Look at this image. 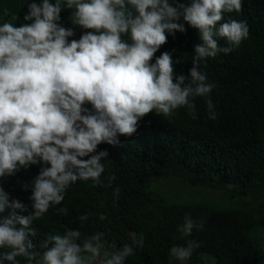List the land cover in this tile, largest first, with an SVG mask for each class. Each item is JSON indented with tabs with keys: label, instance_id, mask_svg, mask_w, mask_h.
<instances>
[{
	"label": "clouds",
	"instance_id": "1",
	"mask_svg": "<svg viewBox=\"0 0 264 264\" xmlns=\"http://www.w3.org/2000/svg\"><path fill=\"white\" fill-rule=\"evenodd\" d=\"M63 8L72 10V25L90 31L69 40L73 29L58 23ZM27 9L23 19L31 23L0 24V177L37 163L48 166L21 185L31 190V211L0 188V249H7L0 252V264H20L18 257L27 264H125L133 246L103 251L104 234L98 231L83 238L79 229L49 233L43 250H34L33 223L51 208L67 215V208L55 206L77 181L101 183L109 153L97 152L99 144L116 145L119 136L134 135L151 112L170 119L185 108L197 118L193 98L208 97L216 87L201 62L229 54L249 36L246 21L221 23L226 13L242 11V0H33ZM181 17L198 30L200 41L187 76L175 73L167 51L152 62L166 33L185 31L176 22ZM220 38L229 46L221 47ZM205 103L208 118L215 120L212 100ZM113 180L108 177L109 185ZM113 195L118 199L120 189ZM202 229L186 214L177 232L187 238ZM134 243L143 247V233ZM197 247L194 239L174 245L169 260L186 264Z\"/></svg>",
	"mask_w": 264,
	"mask_h": 264
},
{
	"label": "trees",
	"instance_id": "2",
	"mask_svg": "<svg viewBox=\"0 0 264 264\" xmlns=\"http://www.w3.org/2000/svg\"><path fill=\"white\" fill-rule=\"evenodd\" d=\"M30 2L33 0H0V24L10 22L19 27L31 23L23 19ZM71 12L63 8L58 23L73 29L69 40H78L90 30L72 25ZM230 18L246 21L249 36L229 54L218 53L201 62V70L216 87L208 97L193 98L197 118L192 119L185 108L170 119L151 112L139 121L134 135L119 136L116 145L99 144L97 152L109 153L102 160L101 183L77 181L68 188L62 204L55 206L67 208V215L51 208L34 221V250H43L40 244L49 233L79 229L82 238L103 233L107 250L133 246L134 255L126 258L125 264H180L169 260V249L184 245L187 239L198 241L199 247L186 264L204 262L203 255L213 258L210 264H264V0H242V11L226 13L221 23ZM176 22L184 24L185 31L166 33L167 42L152 62L167 51L175 73L187 76L193 47L200 42L198 30L182 17ZM218 43L229 46L223 38ZM206 99L213 102L215 120L208 118ZM47 166L37 163L0 177V188L31 211V190L21 185ZM113 175L115 180L109 185L108 177ZM166 178L176 179L183 189L221 191L237 204L169 203L157 192ZM116 188L120 189L118 199L113 195ZM84 214L88 219L82 222L78 217ZM186 214L202 223L203 229L179 238L177 228ZM141 233L143 247H137L134 237ZM3 251L7 249H0ZM17 259L27 264L24 258Z\"/></svg>",
	"mask_w": 264,
	"mask_h": 264
},
{
	"label": "rangeland",
	"instance_id": "3",
	"mask_svg": "<svg viewBox=\"0 0 264 264\" xmlns=\"http://www.w3.org/2000/svg\"><path fill=\"white\" fill-rule=\"evenodd\" d=\"M8 1V0H3ZM166 181L160 183V189L157 192L160 193L164 199L169 203H214L216 205H227V204H237L233 199L227 198L221 191L213 190H194L187 187H182V185L174 178H166ZM239 204V203H238ZM103 251L111 252L112 249H105ZM204 262L200 264H210L213 262V258L209 255H203ZM198 264V263H197Z\"/></svg>",
	"mask_w": 264,
	"mask_h": 264
}]
</instances>
